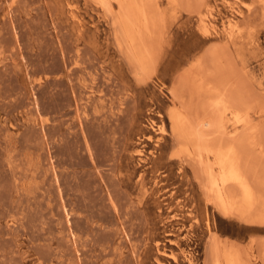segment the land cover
Masks as SVG:
<instances>
[{
  "label": "rangeland",
  "instance_id": "1",
  "mask_svg": "<svg viewBox=\"0 0 264 264\" xmlns=\"http://www.w3.org/2000/svg\"><path fill=\"white\" fill-rule=\"evenodd\" d=\"M139 2L141 69L116 0H0V264H264V223L222 213L170 123L236 137L264 182V1Z\"/></svg>",
  "mask_w": 264,
  "mask_h": 264
},
{
  "label": "bare ground",
  "instance_id": "2",
  "mask_svg": "<svg viewBox=\"0 0 264 264\" xmlns=\"http://www.w3.org/2000/svg\"><path fill=\"white\" fill-rule=\"evenodd\" d=\"M116 1L118 2L119 6L123 9L122 14L124 15V20L122 23L123 26H122V24H121V26L123 27V30L126 33L127 38H129L130 42H131V49H129L128 46H126L130 51L128 49L127 50L129 51V53L131 54L132 57L136 58V60L138 62V65L137 64L136 65L139 67V69H141L140 68L141 66H139V65L147 62L146 60H148L147 54H149L148 53L149 50L151 53V51H154V49L151 50L150 47H148V49H147V45H149V43L146 44L147 41L145 42V40L142 39L143 37L139 38V36H136L134 34V32H135V28L137 29V27H136L137 21H141L144 24V29H141V30L147 31L149 29L148 27H149V25L152 24V21H148V16L151 15L153 13V11L151 10L152 11V13H151V11H148L147 9L144 10L142 5L136 6L134 8L131 7L133 9L126 11V10H128V9H126L127 4L129 2L134 1V0H116ZM140 1H142V0H140ZM262 1H264V0H262ZM138 2H139V0H138ZM148 3H149V1H148ZM154 3L155 2H152L151 6ZM227 3H229V2H227ZM144 7H145V5H144ZM145 11H146V13L148 12L149 14L147 13V15H146ZM154 15L155 14H153V16ZM158 15L160 16V14H158ZM150 18H151V16H150ZM120 22H122V21H120ZM150 22H151V24H149L147 26V23H150ZM158 22H160V20ZM116 24H119V23L117 22ZM160 24H161V22H160ZM118 26L120 27V25H118ZM139 27H140V25H139ZM151 28H153V27H151ZM151 28L149 29L150 32L153 31V30L151 31ZM227 28H237V27L230 22L228 24ZM155 29L157 30V28H155ZM210 30H211L210 23H207V21L205 19H202V32L205 35H207V34H209ZM122 32H121L122 35L125 34L124 32L123 33ZM143 33H144V31H143ZM141 34L142 33L140 32L139 35L141 36ZM151 34H153V33H151ZM233 37H234V35H230V38H233ZM124 39H125V37H124ZM148 42H152V40H150ZM124 45H125V43H124ZM155 46H156V44H155ZM155 52H157V50ZM158 52H159V49H158ZM150 55L151 54H149V56ZM151 58L153 59V57H151ZM151 58H149V59L151 60ZM151 62H153V61L151 60ZM150 64H153V63H150ZM150 64H149V68L151 67L150 69H152V65L150 66ZM154 65H155V62H154ZM144 68L146 69V67H144ZM145 69H143V70L145 71ZM145 73H146V71H145ZM219 100H220V98H219ZM214 106H216V105H214ZM230 108L227 107V109H230ZM221 110H223V109L221 108ZM214 111H215V109H214ZM215 113H216V111H215ZM221 116L222 115H220V118H219V115L218 116L216 115V119H217V117H218V119L215 120V122L212 121L210 123L208 121V122L203 123V125H201L199 127L204 128L203 130L208 129V128H209V130H211L213 127L216 126L215 128H218L217 130L220 131V129L223 128L222 120H224V118ZM235 119H236L235 123L241 124V125L246 124V126H247L248 120L244 119V117L240 118L239 116H236ZM170 123H171V128L173 131L180 133V135L185 136L187 139H197L199 141L198 151L189 153V156L192 159L200 160V162L203 165H205L206 161H210V160L214 161V164H210V162H208L210 166H207L209 168H207V167L204 168L203 172L207 178L209 190H210L211 194L214 196L215 200L217 201V206L222 211V213L227 217L235 215V216H238L240 219H245V221L254 220V222L264 223V184H263L264 182L261 183V181L258 180L259 179L258 176L260 175V174L258 175L259 171L257 173V178H256V176L255 177L253 176V174H256L255 171H254L255 173L253 172V174L250 173V171L248 169L249 166L247 164L248 159L245 158L244 152L240 146V143L237 141V138L236 137L231 138L233 143H230L229 146H228L229 142L228 143L225 142V143H227L226 145L228 146V147L225 146L226 148L223 146H222L223 148H221V146L219 144H217V145L220 147H218V146H216V144H214V146H216L218 148H213L212 147L213 144H210V139H208L209 135L204 131L203 132H201V131L196 132L194 130V127L190 123V121L185 116H183L181 114H173L171 116ZM161 130H162L161 133L166 132L164 127H162ZM221 131L219 133H221ZM222 133H223V131H222ZM238 135H237V137H238ZM222 137H221V139H222ZM225 138H227V137H225ZM219 143H221V142H219ZM206 164H207V162H206ZM215 168H217L219 170V173H220L219 176L217 174L218 172L215 174V171H214ZM251 176L254 178H252ZM233 189L237 190L239 192V194L231 191ZM173 244H174V242H173ZM211 264H247V263L245 262L243 257L236 250L235 251L234 250L224 251L220 248L219 245H217L215 248L214 257L211 261Z\"/></svg>",
  "mask_w": 264,
  "mask_h": 264
}]
</instances>
